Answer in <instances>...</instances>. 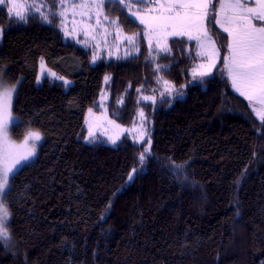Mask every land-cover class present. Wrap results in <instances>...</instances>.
<instances>
[{
  "label": "trees",
  "instance_id": "1",
  "mask_svg": "<svg viewBox=\"0 0 264 264\" xmlns=\"http://www.w3.org/2000/svg\"><path fill=\"white\" fill-rule=\"evenodd\" d=\"M35 1L42 12L60 10ZM154 4L105 3L116 23L96 25L83 44L82 34L79 42L65 35L59 16L21 23L0 5V74L17 84L12 133L44 134L36 159L10 178L12 243L0 240V264H264V122L222 74L228 33L209 16L220 58L201 83L195 40L173 36L167 53L149 45L132 11ZM107 49L119 57L103 56ZM41 59L72 84L39 81ZM160 77L171 95H160ZM104 94L122 124L144 113L151 156L143 165L144 141L86 140L87 110H100Z\"/></svg>",
  "mask_w": 264,
  "mask_h": 264
},
{
  "label": "snow or ice",
  "instance_id": "2",
  "mask_svg": "<svg viewBox=\"0 0 264 264\" xmlns=\"http://www.w3.org/2000/svg\"><path fill=\"white\" fill-rule=\"evenodd\" d=\"M137 2L156 3V0H137ZM57 3L60 5L59 11L50 9L47 12H42L43 5H25L18 3L17 0H0V5L7 4L8 13L17 22L27 23L29 19L39 18L44 23L52 24L53 19L59 16L61 18L59 26L65 30V35L74 36L75 31L69 32L64 26L67 11L64 0H53V8ZM105 3L119 4L122 3V0H83L82 3L72 4L68 7L74 9L73 16L77 15L75 9H79L78 14L81 17L95 19L97 25H100L101 19L115 24L116 21H110L109 17L103 13ZM249 4L254 6L250 7ZM217 7L219 12H217ZM25 8L34 9V12L25 11ZM157 8L159 9L157 15L147 18L139 16L140 23L145 25L150 36L156 37V45L160 53L170 51L167 46L169 36H187L190 40H197L200 47L204 49L203 54L209 60L206 66H200L201 70L193 71V77H199L201 83L204 82L205 77L212 75V69L219 59V50L215 47V41L208 33L205 24L209 16H211V22L214 25L219 24L224 32L228 33L229 43L226 47L227 55L223 57L222 74H226L231 82V87L245 96L251 104L259 105L256 115L264 122V0H166L165 3H158ZM147 11L152 10L147 9ZM217 15L221 18L217 19ZM254 21L259 22L260 26H257ZM87 27L88 25L85 24L81 30L84 31ZM2 34L3 29H0V36ZM126 39L132 43L135 37H126ZM128 55L129 53L126 52L125 56ZM96 59L97 57L93 56V62ZM168 67V65L158 64L156 71L159 72ZM42 75H44L43 71ZM50 75L63 81L65 86L71 84V81L64 77H56L55 73H50ZM108 79L109 77H105L106 81ZM160 80L165 85V91L160 95H171L174 85L163 80V77H160ZM15 92L16 86H5L3 75L0 74V240L10 239L8 223L11 214L5 204L12 188L9 183L10 177L14 179L21 163L36 155L35 142L41 140L39 132H30L26 137L25 145L30 139L33 141L32 146L26 147L23 154L13 155L11 151L13 145L9 142L7 133L9 122L12 120L11 108ZM177 94L182 95L181 92ZM142 99L153 101L155 97L145 96ZM141 116H143L142 112ZM141 140H144L143 136H141ZM111 142L115 144L116 140L113 139ZM144 142L148 144V147L138 157V162L141 165H143L145 156H151V141L148 139ZM173 167L182 172L184 166L174 164ZM133 171L136 170L133 169ZM129 179L132 177L129 176Z\"/></svg>",
  "mask_w": 264,
  "mask_h": 264
},
{
  "label": "rangeland",
  "instance_id": "3",
  "mask_svg": "<svg viewBox=\"0 0 264 264\" xmlns=\"http://www.w3.org/2000/svg\"><path fill=\"white\" fill-rule=\"evenodd\" d=\"M70 1H72V0H68L66 2H70ZM17 2L25 4V5H30V4H33V3L34 4L37 3V1H35V0H17ZM82 2H83V0L82 1H78V3L77 2L76 3H73V2L68 3L65 6L67 8V11H66V15H65V18H64V26L67 29V31H69V32H72L73 30L75 31V35L74 36H70V37H72V38L74 37L79 42V40H78L79 39L78 38L79 35H81V34L83 35L84 38L82 37L83 40H82V42L80 41L81 44H83L86 41H90L88 36L90 35V33H93V32L95 33V31L92 28H95V26L97 25L96 22H95V19H86V18L81 17L78 14L79 13V9H75V11L77 12V15L73 16L74 9L71 8V7H68V6L72 5V4H79V3H82ZM157 4L155 6L153 5L151 7H144V8H140V9L137 8L136 10L132 11V15L138 21H139V16H144V17L147 18V17H150L152 15H157L158 12H159V9L157 8ZM40 5H43V4H40ZM40 5H38V6H40ZM249 6L251 7V6H254V5L249 4ZM26 9L27 8H25L24 10H26ZM147 9H151L152 11L149 12V11H147ZM217 12H219L218 8H217ZM103 13L105 15H107V10L105 9V6L103 8ZM220 18L221 17L219 15H217V19H220ZM74 21H75V23H74ZM207 21L205 22L206 28L208 30V33L211 35L212 39L215 41V47L219 50V58H220V49H219L218 43L215 40V38L212 36V34H211L210 30H209ZM103 22H104V20L101 19L100 25H97V26H102ZM254 23H255V21H254ZM85 24L88 25V27L84 31H82L81 28ZM217 25H219V24H217ZM85 33H87V34H85ZM193 35H195V34H193ZM147 36H148L149 44H150V40H151V44L150 45L157 48L156 37L155 36H150L148 34V32H147ZM95 37H96V35H95ZM171 37H173V36H169L167 38V46L168 47H169V39ZM196 42H197V45H198V51H199V54L201 56V59L198 61L197 65L194 67L193 71L194 70H201L200 69L201 65H205L206 66L209 63V60L203 54L204 53V49H202L200 47V44H199V42L197 40H196ZM101 49H103V47ZM208 50L209 51L211 50L210 47H209ZM116 53L117 52L112 54L107 49L106 53L103 54V56H105L107 58L119 57L120 53H119V55H117ZM98 59L99 58H97L96 60L98 61ZM218 61H219V59L216 61V64L218 63ZM214 69H215V67L212 69V73H213ZM42 71L44 72V75H42ZM50 73H55L56 77H64L66 80L71 81V84H72V80L70 78L65 77V76H61L55 70L51 69L47 65L45 59H41V61L39 63L38 80L39 81L42 80L44 76L50 75ZM50 76H52V75H50ZM106 77L110 78V76H106ZM3 80H4L5 86L11 87V86L15 85L16 89H17V84L7 81L5 79L4 75H3ZM70 85H68V86H70ZM171 85H173V84L171 83ZM14 94H13V97H14ZM145 96H153V95H144L143 97H145ZM108 97H109L108 94L102 95V99H101L102 103H101V109L100 110H97V109H94V108H89L87 110L86 117H85V125L87 127L86 140L87 141L104 140V141H107L109 143H112L111 141L113 139H115L116 142H118L123 136L129 135L137 142L144 141L146 139V137L148 136V130H147V127L145 125V115H144V113L141 111L143 113V116H141V112H140L137 122L134 123L133 125L122 124V123L118 122L113 116H111L109 114L108 108H107V106L105 104L106 103V99ZM146 101H149V100H146ZM153 101H155V100H153ZM252 107H253V109L255 111V114H256V111L259 110V105H252ZM90 109H91V111H89ZM11 113H12V120H10V122H9L7 138L9 140V142L11 143V145H13V147L11 149L13 155L23 154L25 152V148L26 147L30 148L32 146L33 141L30 140V139L28 140L27 145H25L26 137H28V134L30 132H39L41 134V140L38 141V142H35L36 155L31 157V158H29L27 161L22 162L21 165L19 166V168L17 169V170H19L24 165H27V164L31 163L32 161H34L36 159V157L38 155V152H39L40 145L42 144V142L44 140V134L39 129L29 128V129H27L25 131L23 136L15 137L13 135V133H12V126L16 123V117H15V115L13 113V99H12ZM90 133H91V135H90ZM141 136L144 137V140H141ZM9 183H10V180H9ZM5 204H6V202H5ZM9 212H10V210H9ZM8 232H9L10 239L9 240H2L5 243V245L6 244L10 245L12 243L11 217H10V221L8 223Z\"/></svg>",
  "mask_w": 264,
  "mask_h": 264
},
{
  "label": "crops",
  "instance_id": "4",
  "mask_svg": "<svg viewBox=\"0 0 264 264\" xmlns=\"http://www.w3.org/2000/svg\"><path fill=\"white\" fill-rule=\"evenodd\" d=\"M166 1L165 0H160V1H158L157 3H165ZM156 3V4H157ZM156 4H154V6L156 5ZM153 6V5H152ZM255 23H257V26L259 25L260 26V23L259 22H256L255 21ZM219 26V25H218ZM220 27V26H219ZM221 28V27H220ZM222 29V28H221ZM223 30V29H222ZM224 31V30H223ZM187 37V36H186ZM188 38V37H187ZM147 40H148V36H147ZM191 40H195V39H191ZM196 41V40H195ZM149 42V41H148ZM150 45V44H149ZM151 46V45H150ZM152 48H156V47H153V46H151ZM199 52V51H198Z\"/></svg>",
  "mask_w": 264,
  "mask_h": 264
}]
</instances>
